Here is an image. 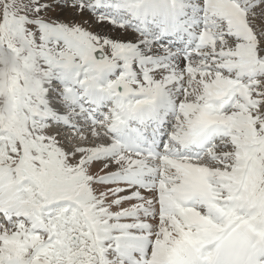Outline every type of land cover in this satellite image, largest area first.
Listing matches in <instances>:
<instances>
[{"label": "snow or ice", "instance_id": "1", "mask_svg": "<svg viewBox=\"0 0 264 264\" xmlns=\"http://www.w3.org/2000/svg\"><path fill=\"white\" fill-rule=\"evenodd\" d=\"M0 264H264V0H0Z\"/></svg>", "mask_w": 264, "mask_h": 264}, {"label": "clouds", "instance_id": "2", "mask_svg": "<svg viewBox=\"0 0 264 264\" xmlns=\"http://www.w3.org/2000/svg\"><path fill=\"white\" fill-rule=\"evenodd\" d=\"M0 61H6L5 68L0 69V126H6L11 122L12 117L15 115V111L9 92L10 86L4 73L8 67L16 64V57L3 47H0ZM17 68L23 71L22 61L17 65ZM32 78L39 79L36 75H32Z\"/></svg>", "mask_w": 264, "mask_h": 264}, {"label": "rangeland", "instance_id": "3", "mask_svg": "<svg viewBox=\"0 0 264 264\" xmlns=\"http://www.w3.org/2000/svg\"><path fill=\"white\" fill-rule=\"evenodd\" d=\"M5 62V63H4ZM0 61V69H3L5 68V64H6V61ZM21 60L16 58V64L8 67L5 71V76L7 77V81H8V84H9V91H11V82L9 83V78H12V80L17 76V75H21V74H27L29 75L30 77H32V75H38V70L35 69V68H32V69H26L24 67V64H23V71L21 70H18L17 68V65L20 64ZM12 68V69H11ZM16 70V71H15Z\"/></svg>", "mask_w": 264, "mask_h": 264}]
</instances>
